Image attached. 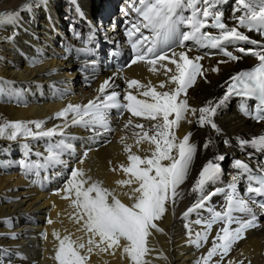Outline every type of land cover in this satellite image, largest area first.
<instances>
[{
	"label": "bare ground",
	"instance_id": "1",
	"mask_svg": "<svg viewBox=\"0 0 264 264\" xmlns=\"http://www.w3.org/2000/svg\"><path fill=\"white\" fill-rule=\"evenodd\" d=\"M100 1L103 0H0V14H16L13 22L0 23V124L10 121H44V130L62 126L65 121L63 118H56L54 114L68 104L83 106L97 97L102 99L98 89L109 77H114V86L108 92H120L121 102H124L127 80L136 79L144 85L150 82L158 91H168L169 87H175L167 84L168 77L160 64L156 65L158 72H152V66L146 62L128 66L134 52L126 31L130 22L137 19V15L128 25L122 21L116 25L108 23L103 29L102 37L105 42L103 41L94 27V22L106 11ZM114 1L108 0L110 7ZM96 2L101 5L100 9H96ZM25 4L29 7L24 8ZM237 8V0H218L214 5V11L222 15L224 23L229 27L236 26L235 17L243 14ZM77 10L80 14H77ZM184 14L190 15L191 10ZM82 15L84 16L81 17ZM68 23L71 28H67ZM208 23L211 24V18ZM96 24L98 28L102 26L99 21ZM114 26V30L111 29ZM188 30L186 26H181V31ZM239 30L251 39L263 42L253 32L244 28ZM143 31L144 35H151L149 30ZM202 31L212 35H218L219 32L210 26ZM113 44H118L124 51V69L116 68L115 60L110 56ZM239 47L258 50L256 46L244 42L234 43L227 50L241 58L232 61L221 50L201 47L193 41H187L183 46L171 44V49L177 54L186 51L189 58L202 57L199 63L202 65L203 75L197 77L187 92L190 108L198 110L208 101L216 102L224 97L231 77L238 70L258 61L251 54L240 53L237 50ZM34 60L38 62L33 63ZM163 63L173 69L175 67L168 61ZM213 68H219V71H212ZM161 81L166 82L163 89L159 88ZM143 90L132 91L136 94ZM232 100L235 98L229 97L217 109L214 117L221 129L220 133L209 125L200 126L197 123L198 111L195 116L189 111L174 130L178 140L191 133L190 142L196 145V153L186 180L178 188L180 196L175 204L168 205L162 219L156 221L163 231L150 230L147 245L150 251L145 256L149 264H196L211 248L216 232L224 226L219 222L214 224L208 241L201 247L190 243L197 232L204 230L203 223L197 224L195 221L208 220L211 216L209 208L224 210L220 206L222 200L216 198L206 201L204 208L185 216L187 209L200 199L201 194L193 191V187L206 163H218L221 172L218 180L205 186V194L235 182L227 183L228 178L222 171L225 163L229 164L232 175L237 179L238 194L249 180L246 174H240L241 170L235 167V161H243L254 168L264 164V152L249 146L241 148L238 140H250L263 133L264 121H257L244 113L238 114L234 102L230 104ZM241 103L245 104L243 101ZM121 111L115 108L107 110L108 131L72 125L70 113L67 120L69 126L63 128L62 136L58 134L34 139L18 135L15 140L9 139L7 134L0 136V261L3 264H58L55 260L58 241L53 235L54 231L59 232L61 237L70 233L73 239H87L85 232L78 231L81 225L70 219V214L74 211L70 206V199L63 198V190L71 179L73 169H84L86 176L92 177L94 181H102V186L114 189L122 202L131 203L129 197L123 194L130 189L115 183L126 178L119 167L128 163L124 148L126 144L132 145V151L136 154L151 155L150 149L154 145L144 141L137 147L139 137L136 134L142 132L135 128V124H142L144 130H149L155 122L142 117H131L126 111L121 114ZM129 118L133 120V124L125 128ZM29 127L37 131L32 124ZM61 140L70 146L63 149L59 158L62 162L47 163L31 170H26L20 163L22 160L44 163L49 146H54ZM208 140L213 143L205 149L203 145ZM225 140L228 141L227 144ZM25 144L30 149L27 156ZM85 151L88 152L87 157H84ZM36 153L43 155L37 156ZM221 155L225 157L222 161L215 159ZM221 195L223 197L225 193ZM223 203L226 207V200ZM235 215L241 219L248 218L242 213ZM263 227L264 223L262 227L248 229L245 238L233 246L221 264H226L229 259L243 260L244 264H264ZM123 243L125 242L121 241ZM112 251H94L88 264H131L130 259L122 255V248L116 249L114 254ZM217 260L219 256L213 257L211 264H215Z\"/></svg>",
	"mask_w": 264,
	"mask_h": 264
},
{
	"label": "snow or ice",
	"instance_id": "2",
	"mask_svg": "<svg viewBox=\"0 0 264 264\" xmlns=\"http://www.w3.org/2000/svg\"><path fill=\"white\" fill-rule=\"evenodd\" d=\"M237 2V11L243 14L235 17L237 24L232 27L223 22L220 13L214 11V5L218 0H138L132 5L137 19L130 22V27L126 31L134 52V57L128 66L146 62L152 66L150 69L152 72H158L156 65L160 64L168 77L167 84L175 85L174 88L158 91L150 82L144 85L136 79L127 80V90L123 95L124 102H121L120 92L116 90L108 92V89L114 86V77H109L98 89L102 99L97 97L96 100H90L83 106L68 104L54 114L56 118H63L65 123L62 126L57 125L44 130V121H10L0 124V136L7 134L9 139L15 140L18 135L34 139L58 134L62 136L63 128L69 126L67 120L70 113L72 125L103 128L106 131L110 130L107 110L112 108L122 110L121 114L126 111L131 117H142L155 122L149 130H144L142 124H135V128L141 129L142 132L136 134L139 137L136 141L137 147L147 141L154 145V148L150 149L151 155L136 154L132 151V145L126 144L124 148L128 163L119 167L126 178L115 183L130 189L129 192L123 193L129 197L130 204L122 202L114 189L103 187L102 181H94L92 177L86 176L84 169L72 170L71 179L63 190L65 193L63 198L70 199V206L74 209L70 219L81 225L78 231L85 232L87 239L85 240L84 237L73 239L70 233L61 237L59 232L54 231L53 235L58 241L55 251V260L58 264H88L94 251L113 250L112 254H114L118 248H122V255H126L131 264H149L145 256L150 251L147 246L150 230L163 231L156 221L162 219L168 210V205L175 204L180 196L178 188L186 180L196 153V145L190 142L191 133L184 135L180 140L175 135L174 130L179 127L181 120L186 118L189 111L194 116L198 111L197 123L200 126L209 125L220 133L221 129L214 121L217 109L225 103L229 95L235 94L258 100L254 119L264 121V43L251 39L249 35L239 30L244 28L248 32L255 31L264 36V0H237ZM23 7L27 8L29 5L25 4ZM189 9L191 14L185 15V11ZM15 18L14 13H2L0 23L13 22ZM209 18L212 20L211 24L208 23ZM181 26H186L189 30L181 31ZM209 26L218 29V35L202 31ZM143 30H149L151 35H144ZM187 41H193L201 47L219 49L232 61H237L241 57L228 51V46L237 42L254 45L258 50L252 48L246 50L244 47H239L237 50L240 53L251 54L257 58L258 63L249 70H242L233 75L228 91L218 101H208L198 110L190 108L186 98L187 92L197 77L203 75L202 65L199 63L202 57L189 58L188 52L180 51L177 54L171 49L172 43L183 46ZM164 61L174 65V69L163 63ZM36 62L38 61H33ZM225 62L220 61V63ZM211 70L219 71V68ZM165 83L161 81L159 88L163 89ZM133 89L144 90L133 94ZM242 111L246 115H251L246 106L242 105ZM30 124L34 125L37 131H33L29 127ZM132 124L133 120L129 118L125 128ZM238 140L241 148L249 146L264 152V134L250 140L242 138ZM121 142H124L123 137ZM211 143L213 141L208 140L203 147L207 149ZM225 143L227 144L228 141L225 140ZM24 147L27 156L30 149L27 144ZM65 147L70 146L65 145L63 140L54 146H49L44 163L27 160H22L20 163L26 170H31L41 168L47 163L62 162L59 158ZM36 155L43 154L36 153ZM87 155L88 152L85 151L84 157ZM224 158L221 155L215 159L222 161ZM235 167L241 170V175H247L250 184L247 191L257 196H264V168L257 173L248 163L240 160L235 161ZM220 172L218 163L209 161L204 165L193 187V191L201 194L200 199L198 203L187 209L185 216L196 209L204 208L206 201L212 196L225 191V189H216L212 193L205 194V186L218 180ZM253 184L256 186H252ZM227 189L225 209L216 211L209 208L211 216L208 220L195 221L204 225V230L197 232L195 239L190 241L197 247L208 241L214 224L224 222V226L213 237L211 248L196 264H211L213 257L216 256H219V260L215 261V264L224 262L233 246L245 238L247 230L259 226V215H264V199L253 200V203H257L261 209L258 215L249 202L239 196L235 182L230 183ZM235 213L245 214L248 218L241 219ZM48 222L52 223L51 220ZM234 224L236 226L232 227ZM121 241L125 243L121 244ZM0 264L3 262L0 261ZM226 264H244V262L229 259Z\"/></svg>",
	"mask_w": 264,
	"mask_h": 264
},
{
	"label": "rangeland",
	"instance_id": "3",
	"mask_svg": "<svg viewBox=\"0 0 264 264\" xmlns=\"http://www.w3.org/2000/svg\"><path fill=\"white\" fill-rule=\"evenodd\" d=\"M226 1H230V0H226ZM118 2H119V1H118ZM68 25H70V24L68 23V24L66 25L67 28H68ZM104 26H105V25H104ZM104 26L102 25L101 27L98 28L96 22H94V27H95V29L98 31L99 35H101V37L104 35V30H103V29H104ZM102 39H103V41L105 42V40H104L103 37H102ZM45 46L48 48V45H45ZM233 102H234V100H232V102H231L230 104L232 105ZM227 169H228V164L225 163V165H224V167H223V169H222L223 173L226 172ZM224 170H225V171H224Z\"/></svg>",
	"mask_w": 264,
	"mask_h": 264
}]
</instances>
